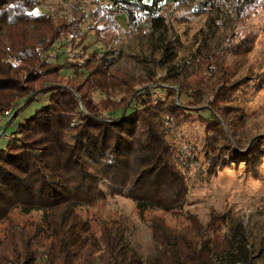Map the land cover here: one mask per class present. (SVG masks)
<instances>
[{
  "label": "trees",
  "instance_id": "obj_1",
  "mask_svg": "<svg viewBox=\"0 0 264 264\" xmlns=\"http://www.w3.org/2000/svg\"><path fill=\"white\" fill-rule=\"evenodd\" d=\"M47 1L0 0V118L19 107L10 126L1 128L12 132L0 146V226H9L13 216L25 210L44 217L43 224L9 226L11 231L0 241V264H257L255 253L241 243V237L232 239L224 232L226 213L213 211L204 224L185 210L188 178L160 123L161 114L169 125L191 122L199 93L215 84L207 108L211 118L201 120L210 155L208 175L217 176L230 166L252 174L261 171L264 137L245 145L234 124L245 123L242 102L252 88L233 87L234 71L226 66L234 52L241 50L234 41L236 35H231L228 45L184 61L177 85L195 103L179 106L176 89L168 87L166 100L157 101L140 93L147 86L143 79L114 67L110 58L120 41L117 15H125L136 30L142 24L143 34H158L161 41L166 40L168 27L159 13L165 0H152V4L85 0L97 4L86 32L85 11L35 16ZM103 1L119 7L103 9ZM217 1L202 0L197 11L211 12L219 8ZM238 1L235 15L242 25L264 7V0ZM223 4L227 5L224 0ZM89 32L103 44L102 54L90 53L89 45H84ZM111 32H117L112 41ZM63 40L83 45L77 60L60 62L51 55ZM176 48L165 47L169 62L175 59ZM64 70L74 75L67 77ZM258 78L256 84H264V76ZM97 94L101 99H95ZM40 96H47L48 104L21 120L24 109ZM132 102L136 108L129 113ZM108 195L172 213L187 225L172 226L163 217H151L150 230L159 253L145 262L134 249L122 246V224L113 228L100 221L99 234L86 228L88 222L79 209L104 205Z\"/></svg>",
  "mask_w": 264,
  "mask_h": 264
},
{
  "label": "rangeland",
  "instance_id": "obj_2",
  "mask_svg": "<svg viewBox=\"0 0 264 264\" xmlns=\"http://www.w3.org/2000/svg\"><path fill=\"white\" fill-rule=\"evenodd\" d=\"M116 1L118 3L137 2V0ZM201 1L165 0L160 5L159 13L164 17L168 27L167 38L162 41L158 34L156 36H151L149 33L143 34L140 30L142 24L136 30L129 25L125 15H117L120 41L114 44L110 58L114 67L145 81L147 86L140 93L152 95L157 101H165L166 89L173 87L179 92L177 96L179 106L194 104L192 98L180 93L177 85V78L184 61L198 53L228 45L231 35L235 34L234 41L239 43L241 50L234 52L231 62L226 66L234 71L235 85L233 87H252L242 102L246 114L245 123L241 125L234 123L239 128L238 137L241 138V142L248 145L256 138L264 137V84L259 86L256 84L258 77L264 76V7L253 16L249 23L242 25L236 19L240 7L238 0L237 2L228 0L230 3L224 0L227 5H220L223 0L221 3L219 0L216 2L219 8L214 7L211 12L206 13L197 11ZM144 2L152 4V0ZM118 7L112 2V10H117ZM96 8L97 4L91 1L49 0L42 2L35 16L39 14L61 16L66 15L70 9L77 12L85 11L88 13L86 27H84L86 32L87 26L92 23L91 13ZM116 34L117 32L110 33L111 41ZM96 38L95 34L89 32L84 45H89L90 53L96 51L102 54L105 48ZM172 45L177 47V55L172 62H169L165 47L169 48ZM82 47L83 45L71 44L70 40H63L54 46L51 55L59 57L60 62L65 60L72 62L77 60L76 56L79 55ZM63 72L67 77L74 75V71L64 70ZM215 88L216 85L212 84L199 93L197 105L194 106L196 110L192 111L196 115L191 122L169 125L161 114L160 123L168 134L177 163L188 178L190 195L185 210L196 215L204 224L208 222L213 211L226 213L227 226L224 232L232 239L238 240L241 237V243L245 244L250 252L255 253L254 262L262 264L264 258V163L258 174L231 166L217 176L211 177L207 173L210 155L205 145L201 120L211 118L207 108L211 91ZM244 91L246 94V88ZM101 97L97 94L95 99L99 100ZM48 102L47 96L38 97L37 102L24 109L21 120L30 118L37 109ZM135 108V102H132L127 111L130 113ZM9 121L5 115L0 118V146L6 144L11 137L9 133L12 129L5 136L6 131L1 129L8 128ZM227 134L230 139H234L230 129ZM78 213L88 222L86 228L89 227L90 232L91 229L98 234L102 231L100 221H107L113 228L122 224L125 229L122 246L134 249L145 262L156 259L159 253L158 245L150 230L151 217L155 215L163 217L172 226L187 225L186 220L177 215L157 209L142 208L119 195H108L106 204L83 207ZM37 223H44L42 213L25 210L22 214L17 212L10 225L18 228L23 225L30 227ZM9 226L7 224L0 226V241L4 240L11 231L8 230ZM85 232L89 231L85 230ZM217 264L229 263L218 262Z\"/></svg>",
  "mask_w": 264,
  "mask_h": 264
},
{
  "label": "built area",
  "instance_id": "obj_3",
  "mask_svg": "<svg viewBox=\"0 0 264 264\" xmlns=\"http://www.w3.org/2000/svg\"><path fill=\"white\" fill-rule=\"evenodd\" d=\"M100 6L103 9H111L112 8V2L103 1V2L100 3ZM17 109H18L17 106L13 107L12 109H9L8 111L5 112V117H7L10 120L11 117H13L15 115V112L17 111ZM5 134H8L7 131L4 133V136H5ZM9 140L10 139H8L7 141H9Z\"/></svg>",
  "mask_w": 264,
  "mask_h": 264
}]
</instances>
